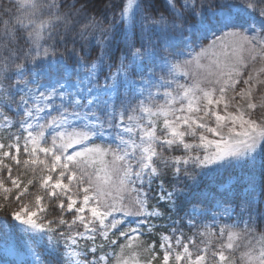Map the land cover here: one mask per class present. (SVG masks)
I'll list each match as a JSON object with an SVG mask.
<instances>
[{
  "label": "snow or ice",
  "instance_id": "6c2138e0",
  "mask_svg": "<svg viewBox=\"0 0 264 264\" xmlns=\"http://www.w3.org/2000/svg\"><path fill=\"white\" fill-rule=\"evenodd\" d=\"M262 85L264 0H0V264H264Z\"/></svg>",
  "mask_w": 264,
  "mask_h": 264
},
{
  "label": "rangeland",
  "instance_id": "374dc122",
  "mask_svg": "<svg viewBox=\"0 0 264 264\" xmlns=\"http://www.w3.org/2000/svg\"><path fill=\"white\" fill-rule=\"evenodd\" d=\"M256 67H260V64L257 63ZM103 82V77L101 78V83ZM261 90H264V85L260 86ZM257 99H259V94L257 93ZM18 222H16L17 224ZM0 225H4V221L0 219ZM9 250H19L23 251L22 242L20 237L15 233L10 232V229L7 227V232H0V253L5 254L7 252L10 259H15L16 256L12 251ZM30 259V257H29Z\"/></svg>",
  "mask_w": 264,
  "mask_h": 264
},
{
  "label": "trees",
  "instance_id": "16d2710c",
  "mask_svg": "<svg viewBox=\"0 0 264 264\" xmlns=\"http://www.w3.org/2000/svg\"><path fill=\"white\" fill-rule=\"evenodd\" d=\"M69 2H71V0H69ZM96 3H97V6H98V7H102V6H103V3H106V0H96ZM77 6H79V5H77ZM95 56H96V52L94 51V52L92 53V58L95 59ZM101 78H102V76H101ZM101 78H100V79H101ZM8 114L11 115V116H13V118H15V116H14L13 113L9 112ZM21 171H23V170H21ZM13 175H14V176L17 175V172H16L15 167H14V170H13ZM30 175H31L30 173H29L28 175H21V176H20V179H21V180H26V179L29 178ZM7 183H8V182L6 181V184H7ZM207 183H208V180H207V179H204V180L202 181V185H203V184H207ZM8 186H10V185H8ZM128 195H130V194H128ZM2 202H3V198L0 197V203H2ZM0 218H2L4 221H7V224L9 225L10 230H12V231H13L14 233H16V234H19L18 231L15 230V229L13 228V225L16 224V223H15V221H13V220L11 219V217L8 215V212H7V211H0ZM185 231L187 232L188 229L186 228ZM143 239H144L146 242H148V241H150V240H155V241H157V243H158V236H151V237H150V236H145ZM120 243H123V240H121ZM41 251H42V249H41ZM0 255H2V254L0 253ZM155 264H159V262L157 261V262H155Z\"/></svg>",
  "mask_w": 264,
  "mask_h": 264
}]
</instances>
